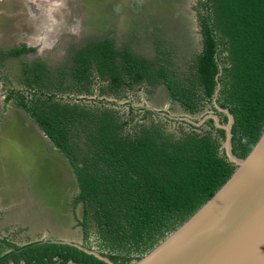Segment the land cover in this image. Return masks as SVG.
Wrapping results in <instances>:
<instances>
[{
	"label": "trees",
	"instance_id": "obj_1",
	"mask_svg": "<svg viewBox=\"0 0 264 264\" xmlns=\"http://www.w3.org/2000/svg\"><path fill=\"white\" fill-rule=\"evenodd\" d=\"M197 24L201 48L180 72L160 45V55L147 58L126 45L116 49L106 37L77 50L70 70L55 78L43 61L25 64L23 88L5 96L69 165L77 187L69 205L80 243L118 264L149 251L235 168L224 152V130L211 118L196 126L160 111L194 120L213 111L225 123V113L213 104L219 81L216 100L234 115L233 152L244 157L264 129V0H198ZM28 50H1L0 61ZM157 84L165 85L180 112L125 94L148 93ZM92 89L98 94L89 96ZM15 233L0 235V264H108L74 245L52 242L53 236L18 242Z\"/></svg>",
	"mask_w": 264,
	"mask_h": 264
},
{
	"label": "rangeland",
	"instance_id": "obj_2",
	"mask_svg": "<svg viewBox=\"0 0 264 264\" xmlns=\"http://www.w3.org/2000/svg\"><path fill=\"white\" fill-rule=\"evenodd\" d=\"M20 1L0 0V51L20 45L34 48L28 54L0 61V207L8 209L0 216V234L22 228L15 233L18 242L47 236L80 242L81 229L75 226L69 205L77 189L73 173L22 108L13 99L6 100L7 91L23 88L20 79L25 64L43 60L55 78L59 71L70 70L76 49L108 36L119 49L126 45L149 58L160 55L156 52V37H160L165 42L163 47L175 53L176 70L180 72L187 67V56L183 55L189 52L187 46L198 48V0H66L49 11L55 20L52 26L50 18L31 17L30 7ZM74 10L78 12L73 28L72 15L62 24L61 13L73 14ZM97 94L98 90L92 89L89 96ZM125 94L140 104L147 98L150 104L180 112L179 104L168 99L164 86L151 95L135 89ZM113 95L107 94L111 100H121ZM40 216L59 227L50 225L48 230L37 220Z\"/></svg>",
	"mask_w": 264,
	"mask_h": 264
},
{
	"label": "water",
	"instance_id": "obj_3",
	"mask_svg": "<svg viewBox=\"0 0 264 264\" xmlns=\"http://www.w3.org/2000/svg\"><path fill=\"white\" fill-rule=\"evenodd\" d=\"M220 73L221 67L217 76ZM219 88L217 81L213 104L225 113V123L213 111L198 120L188 115L160 113L196 126L211 118L224 130V152L235 168L187 219L131 264H264V129L248 153L244 157L237 156L232 150L234 115L218 104ZM51 241L74 245L108 264H118L80 242Z\"/></svg>",
	"mask_w": 264,
	"mask_h": 264
},
{
	"label": "flooded vegetation",
	"instance_id": "obj_4",
	"mask_svg": "<svg viewBox=\"0 0 264 264\" xmlns=\"http://www.w3.org/2000/svg\"><path fill=\"white\" fill-rule=\"evenodd\" d=\"M65 1L66 0H25V1H20V3H24L25 5H26V7L29 9V7H30V9L31 10H29L30 11V14H31V17H34L35 19H39L40 18V20H41V18H43L44 19V21L45 20H47L48 18H50V22H49V24L52 26L54 23H52L53 22V20L54 19H52L51 17H50V12L49 11H51V10H53L54 8L56 9V8H58L59 7V5H60V3L61 2H63V3H65ZM30 4H36L37 6H39L41 9L40 10H38L37 8H35L34 9V5H30ZM39 4V5H38ZM43 8V9H42ZM28 9H26L25 10V12H29L28 11ZM54 9V10H55ZM39 11V12H38ZM68 12V15H65L66 13ZM67 12H64V13H61L62 15H60V20H61V22H62V24L65 22V20L67 19V21H68V18H69V15H72L73 16V19H72V23H71V26L69 25V22H67L68 23V25L71 27V28H73V25H74V23L76 22V13L78 12V11H73V14H72V12H70V11H67ZM70 12V13H69ZM55 21V20H54ZM31 24V23H30ZM78 24H79V21H78ZM28 26V25H27ZM198 32H199V29H198ZM199 35H200V33H199ZM107 38H111V39H113L112 37H107ZM103 39V38H102ZM100 40V39H99ZM97 41V40H96ZM114 41V40H113ZM164 44H165V42H164V40L163 39H161L160 37H156V52H157V49H159L158 48V46L160 45V46H162V48L163 49H165L163 46H164ZM27 47V48H29V50L28 51H26V52H24V53H22V54H28V53H30L32 50H34V48L33 47H28L27 45H20V46H14V47ZM114 46H115V44H114ZM12 48V47H11ZM80 48H82V47H80ZM80 48H78V49H76L73 53H72V55H71V62H73V56L75 55V53L77 52V50H79ZM115 48L116 49H118L119 50V48L118 47H116L115 46ZM191 47H189V46H187V49H188V53L187 52H185V54H183L184 56H187L186 58H184V61L185 62H187L190 58H192V57H194V55L200 50V48H201V36H200V39H199V43H198V48H197V46L195 47H193V48H191ZM132 49V48H131ZM133 50V49H132ZM166 50H168V49H166ZM170 51V54H171V59L173 60V61H175V56H174V52L172 51V50H169ZM158 53V52H157ZM137 54H140V53H137ZM140 55H142V56H145L144 54H140ZM145 57H147V58H149L148 56H145ZM155 56H153L152 58H154ZM35 61H39V60H35ZM41 61H43V60H41ZM44 62V61H43ZM176 62V61H175ZM160 86H164V88L166 89V91H167V88L165 87V85H163V84H157V85H155L154 87H153V91H151V92H148L150 95L151 94H153V93H157V90H158V87H160ZM61 91H58L57 92V94H59V95H61L62 94V92L60 93ZM62 95H66V92H65V94H62ZM167 96H168V98H169V95H168V91H167ZM146 105V107H151L150 105H148V104H145ZM153 108V107H152ZM164 109H167V108H164ZM8 209L5 207V208H2V207H0V216L2 215V213L3 212H6ZM39 215V214H38ZM3 217V216H2ZM39 218V217H38ZM37 220H39L40 222H44V224H45V226L47 227V229L49 230L50 228H49V226L50 225H56L55 224V222H53V221H51L50 222V220L49 219H47V218H42L41 216H40V218L39 219H37ZM57 226V225H56ZM57 227H59V225L57 226ZM62 227V226H61ZM66 227H64L63 229H65ZM21 229L22 228H15V229H12V231H14V232H17V230H19V231H21ZM11 231V232H12ZM40 232V231H39ZM9 233V232H8ZM42 233H44L43 231H42ZM0 235H2V234H0ZM17 236H15L14 235V239L15 240H17V238H16ZM52 239H59V240H64V239H67V238H58V237H53ZM68 240H71V239H68ZM71 241H74V240H71ZM76 242H79V241H76Z\"/></svg>",
	"mask_w": 264,
	"mask_h": 264
}]
</instances>
